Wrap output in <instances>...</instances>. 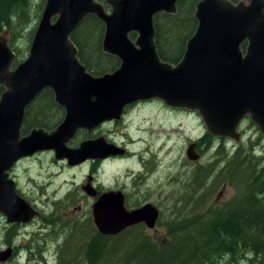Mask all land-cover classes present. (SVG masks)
I'll use <instances>...</instances> for the list:
<instances>
[{"label": "water", "instance_id": "water-1", "mask_svg": "<svg viewBox=\"0 0 264 264\" xmlns=\"http://www.w3.org/2000/svg\"><path fill=\"white\" fill-rule=\"evenodd\" d=\"M177 1L104 0L110 6L106 11L97 0H45L28 55L17 63L9 30L0 33V212L7 222L27 224L38 215L8 178L19 159L52 150L56 160L72 166L123 154L124 148L101 135L75 147L67 142L79 128L90 135L104 121L120 120L124 108L137 101L158 98L170 107L195 110L208 134L235 141L241 138L237 125L249 113L264 135V0L248 5L199 0L196 29L180 61L172 64L157 53L153 16L175 13ZM87 15L104 24L103 52L120 60L113 72L97 77L78 60L70 38ZM130 32L137 34L134 40ZM244 38L249 45L242 57L238 45ZM45 88L63 107V120L49 132L33 128L21 135L26 107ZM195 146L192 142L186 149L191 160L199 158ZM82 189L96 197L91 214L101 234L115 235L139 223L154 228L158 209L152 203L127 209L120 190L97 194L88 184ZM10 254V247L0 251V262Z\"/></svg>", "mask_w": 264, "mask_h": 264}, {"label": "rangeland", "instance_id": "rangeland-1", "mask_svg": "<svg viewBox=\"0 0 264 264\" xmlns=\"http://www.w3.org/2000/svg\"><path fill=\"white\" fill-rule=\"evenodd\" d=\"M29 1V22L26 27H17L13 42L21 60L28 55L29 32L36 29L42 13L39 9L42 0ZM96 33L94 28L86 30L85 45L93 47L89 40ZM49 114L51 119L58 116L56 109ZM240 129L239 141L212 137L208 144L203 138L204 123L196 111L174 109L151 100L131 106L121 121L106 122L90 135L85 130L79 131L67 143L75 147L82 140L100 134L109 142L125 145L129 151L126 156L108 158L95 168L91 160L72 166L65 160H55L52 150L38 151L21 160L14 173L23 196L40 215L31 223L20 225L7 222L0 212V251L8 246L17 247L15 257L0 264H86L82 249L87 235L95 229L91 206L96 198L82 189L87 184L101 193L120 190L127 209L152 203L158 209V218L154 228L144 226L154 241L169 237V223L177 226L186 219L203 220L209 210L222 207L235 194L234 185L222 177L229 154L239 145L241 148L253 145L252 151L264 156V135L249 124L248 118H244ZM192 142L199 144L194 148L199 155L197 160L186 155ZM222 143L226 152L222 149L216 152ZM197 170L202 172V178L195 182ZM125 171L129 175L125 176ZM83 225L87 226L85 234ZM234 264L260 263L240 260Z\"/></svg>", "mask_w": 264, "mask_h": 264}, {"label": "trees", "instance_id": "trees-1", "mask_svg": "<svg viewBox=\"0 0 264 264\" xmlns=\"http://www.w3.org/2000/svg\"><path fill=\"white\" fill-rule=\"evenodd\" d=\"M198 0H179L177 11L172 14H156L155 43L160 57L176 63L184 51L185 40L194 32L196 19L193 16ZM45 0L39 9H43ZM29 0H0V33L10 32L9 44L16 54L15 63L21 55L14 46L17 27L29 22ZM94 28L97 33L86 42V30ZM178 28V30H177ZM23 30V29H21ZM34 30L29 32L31 41ZM104 26L93 15L86 16L72 32L70 38L78 48V57L88 71L99 74L113 70L119 63L115 57L101 52ZM176 38L178 42H176ZM29 47V46H28ZM91 48L92 50H89ZM93 57H89L90 53ZM2 87H0V93ZM58 116L51 119L50 110ZM46 111L47 114L44 112ZM64 109L54 100L52 91L44 89L27 106L22 132L31 127L50 130L63 118ZM209 144L212 136L206 134ZM222 141L223 138H220ZM225 151L219 145L216 152ZM249 148L239 145L222 167V177L234 185L235 194L222 207L211 209L203 220L186 219L171 228L166 240H151L143 223L129 226L115 235L101 234L95 227L87 235L83 245L86 264H234L240 260L264 261V156H258ZM198 178L202 172L196 171ZM87 226L83 225L84 234ZM77 228V227H76ZM73 236V235H72Z\"/></svg>", "mask_w": 264, "mask_h": 264}, {"label": "flooded vegetation", "instance_id": "flooded-vegetation-1", "mask_svg": "<svg viewBox=\"0 0 264 264\" xmlns=\"http://www.w3.org/2000/svg\"><path fill=\"white\" fill-rule=\"evenodd\" d=\"M97 1H100V0H97ZM179 1V0H178ZM178 1H177V3H178ZM199 1V0H198ZM197 1V2H198ZM233 5H236L238 2H240V1H243L244 2V4L245 5H248L249 4V0H229ZM101 2V1H100ZM104 2V1H103ZM177 3H176V11H177ZM104 4V8H105V10L106 11H110V6L109 5H107L105 2L103 3ZM196 5V4H195ZM194 12H195V10H194ZM162 13H165V12H161V13H158V14H162ZM176 13V12H175ZM175 13H165V14H172V15H174ZM88 16V15H87ZM94 16V15H93ZM155 16H156V14L153 16V25H154V29H155V36H156V28H155ZM193 16H194V13H193ZM86 17V16H85ZM84 17V18H85ZM95 17V16H94ZM83 18V19H84ZM96 18V17H95ZM195 18V17H194ZM82 19V20H83ZM196 19V18H195ZM81 20V21H82ZM80 21V22H81ZM100 21V20H99ZM101 22V21H100ZM102 23V22H101ZM80 24V23H79ZM78 24V25H79ZM103 24V23H102ZM77 25V26H78ZM103 26H104V24H103ZM196 26H197V20H196ZM195 29H196V27H195ZM195 29H194V31H195ZM194 33V32H193ZM192 33V34H193ZM192 34L190 35V36H192ZM103 35H104V33H103ZM136 33L135 32H130L129 33V37L132 39V40H134L135 38H136ZM155 36H154V42H155ZM189 36V37H190ZM188 37V38H189ZM187 38V39H188ZM187 39L185 40V43H184V51H185V48H186V41H187ZM102 42V41H101ZM74 43V42H73ZM248 45H249V40H248V38H244L242 41H240L239 42V45H238V48H239V52H240V54H241V56L243 57L246 53H247V48H248ZM155 46H156V43H155ZM77 50H78V48H77ZM156 50H157V48H156ZM184 51L182 52V55H183V53H184ZM101 52L103 53V54H105V55H107V56H109V57H115V58H117L118 59V57L117 56H114V55H111V54H109V53H106V52H103V50H102V45H101ZM157 53H158V51H157ZM159 55V54H158ZM182 55L180 56V59L182 58ZM77 56H78V51H77ZM94 56V54H93V52L92 53H90L89 54V57H93ZM159 57H160V55H159ZM160 59L162 60V61H165V60H163L161 57H160ZM180 59L178 60V61H180ZM78 60H79V57H78ZM22 61V60H21ZM80 61V60H79ZM118 61H119V63H118V65L113 69V70H109V71H105V72H102V73H99V74H94V73H92V72H90V71H88V69L86 68V66H85V68H86V71L88 72V73H90V75H92V76H95V77H97V76H101V75H103V74H105V73H111V72H113L118 66H119V64H120V60L118 59ZM177 61V62H178ZM20 62V61H19ZM168 62V61H167ZM176 62V63H177ZM15 63V62H14ZM170 63H172V62H170ZM176 63H172V64H176ZM15 65V64H14ZM46 89V88H45ZM2 90H3V88H2ZM51 90V89H50ZM52 91V90H51ZM53 93V92H52ZM54 96V95H53ZM37 98V97H36ZM35 98V99H36ZM34 99V100H35ZM151 100H159V101H161L162 103H164L162 100H160V99H158V98H154V99H148V100H142V101H137V102H135V103H133V104H131V105H127L125 108H124V112H123V114H122V117H121V119L120 120H114V119H112V120H108V121H104L103 123H101L100 124V126H103V124L104 123H106V122H118V121H121L122 120V118H123V116H124V113L125 112H127V110H129V108L131 107V106H133V105H135V104H138V103H143V102H147V101H151ZM165 104V103H164ZM166 105V104H165ZM166 106H168V105H166ZM61 107V106H60ZM168 107H170V106H168ZM27 108V107H26ZM63 108V107H62ZM170 108H174V107H170ZM174 109H179V108H174ZM26 110V109H25ZM187 110V109H186ZM192 111H195V110H192ZM197 112V111H196ZM63 117H64V115H63ZM201 117V116H200ZM244 118L246 119V118H248V120H249V124H252V126H255L258 130H259V132H260V128L257 126V124L256 123H254L252 120H251V118H250V116H249V113L248 114H246L241 120H240V122H239V124L237 125V131L241 134V129H240V124L242 123V121L244 120ZM63 120V118L55 125V127L54 128H52V129H50V130H47V129H45V128H43V127H31L30 129H33V128H42L43 130H45V131H51V130H53V129H55L56 127H57V125L61 122ZM23 121H24V118H23ZM23 121H22V126H23ZM203 121V120H202ZM204 123V122H203ZM22 126H21V135H24V133L22 132ZM99 125H98V127H100ZM204 126H205V134H208L207 133V127H206V124L204 123ZM97 127H95L93 130H95ZM29 129V130H30ZM99 129V128H98ZM29 130L27 131V133L29 132ZM81 130H85L86 131V129H84V128H79V129H77L76 130V132H75V134L69 139V141L68 142H70L71 141V139H73L75 136H76V134L79 132V131H81ZM27 133H25V134H27ZM86 133H87V131H86ZM100 135V134H99ZM99 135H96L95 137H97V136H99ZM208 135H210V134H208ZM101 136H103V135H101ZM210 136H212V135H210ZM104 137V136H103ZM212 137H217V136H212ZM219 138H222V137H219ZM67 142V143H68ZM114 143V142H113ZM116 144V143H115ZM117 145V144H116ZM199 144L197 143L196 144V146H195V148L198 146ZM118 146H121L122 148H124L125 149V151H124V153L123 154H115V155H110V156H108V157H105V158H103V159H91V161H92V163H93V166H94V168L96 167V166H98L102 161H104V160H106V159H108V158H112V157H123V156H126V155H128L129 154V151H128V149L126 148V146L125 145H118ZM35 154V153H34ZM33 154V155H34ZM30 156H32V155H30ZM27 157H29V156H26V157H23V158H21V159H19L13 166H12V168L9 170V174H8V178H10V179H12L14 182H15V188H16V191L21 195V196H23V193H22V191L20 190V187H19V184H18V180H17V175H16V173H14V169L16 168V166H17V164L21 161V160H23V159H25V158H27ZM56 160V159H55ZM197 160V159H196ZM85 161H87V160H85ZM84 162V161H83ZM82 163V162H81ZM80 164V163H79ZM129 175V172L128 171H126V173H125V176L126 175ZM95 188V187H94ZM100 189V188H99ZM95 190H96V192H97V194H99V193H101L98 189H96L95 188ZM104 192V191H103ZM24 197V196H23ZM25 198V197H24ZM26 199V198H25ZM27 200V199H26ZM126 201V200H125ZM125 204V203H124ZM125 206H126V204H125ZM34 207V206H33ZM127 208V207H126ZM38 211V210H37ZM40 215V213L37 215V216H39ZM37 216H35V217H37ZM34 217V218H35ZM33 218V219H34ZM29 223H31V222H29ZM13 224H20V225H25V224H23V223H21V222H13ZM13 224H11V229H13V227H14V225ZM28 224V223H27ZM8 247H10V249H11V254H10V257H15V255H16V253H17V247L16 246H8ZM9 257V258H10ZM8 258V259H9ZM7 259V260H8ZM4 262V261H3ZM5 262H6V260H5Z\"/></svg>", "mask_w": 264, "mask_h": 264}, {"label": "bare ground", "instance_id": "bare-ground-1", "mask_svg": "<svg viewBox=\"0 0 264 264\" xmlns=\"http://www.w3.org/2000/svg\"><path fill=\"white\" fill-rule=\"evenodd\" d=\"M125 173H126V171H125Z\"/></svg>", "mask_w": 264, "mask_h": 264}]
</instances>
